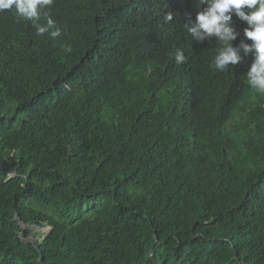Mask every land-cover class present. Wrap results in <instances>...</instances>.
<instances>
[{
    "label": "trees",
    "instance_id": "16d2710c",
    "mask_svg": "<svg viewBox=\"0 0 264 264\" xmlns=\"http://www.w3.org/2000/svg\"><path fill=\"white\" fill-rule=\"evenodd\" d=\"M203 7L0 12V264H264V93L191 38Z\"/></svg>",
    "mask_w": 264,
    "mask_h": 264
},
{
    "label": "clouds",
    "instance_id": "9594fccd",
    "mask_svg": "<svg viewBox=\"0 0 264 264\" xmlns=\"http://www.w3.org/2000/svg\"><path fill=\"white\" fill-rule=\"evenodd\" d=\"M51 3L52 0H0V12L14 10L18 17L35 21L39 18V8ZM199 3L204 7L185 25L191 38L201 43L216 40L219 47L212 66L217 71H226L242 63L246 56H252L246 79L252 89L264 93V0H199ZM233 16L247 24L245 39L238 45L233 43L240 36L236 27L245 25H234L238 22H233ZM164 19L171 22L173 14L166 13ZM48 23L52 25L53 22L49 20ZM46 31V27L38 29L41 34ZM52 35H59V32H52ZM175 59L178 64L186 62L183 50L177 49Z\"/></svg>",
    "mask_w": 264,
    "mask_h": 264
},
{
    "label": "rangeland",
    "instance_id": "374dc122",
    "mask_svg": "<svg viewBox=\"0 0 264 264\" xmlns=\"http://www.w3.org/2000/svg\"><path fill=\"white\" fill-rule=\"evenodd\" d=\"M49 228L50 227L48 225H45L44 227L32 226L28 229L30 231L28 238L35 241L41 240L49 232Z\"/></svg>",
    "mask_w": 264,
    "mask_h": 264
},
{
    "label": "water",
    "instance_id": "95a60500",
    "mask_svg": "<svg viewBox=\"0 0 264 264\" xmlns=\"http://www.w3.org/2000/svg\"><path fill=\"white\" fill-rule=\"evenodd\" d=\"M18 219H19V221H21L20 220V218L18 217ZM22 225H23V229H22V232H21V236L23 237V235L25 234V231L27 230V229H30V227H32L31 225H29V224H25L24 222H20ZM51 230V228H49V231ZM28 238V237H27ZM23 239H25L24 237H23ZM29 239V238H28ZM30 241H33V242H35V240H32V239H29Z\"/></svg>",
    "mask_w": 264,
    "mask_h": 264
}]
</instances>
